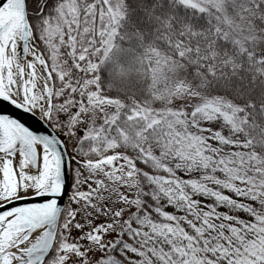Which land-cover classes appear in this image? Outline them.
Wrapping results in <instances>:
<instances>
[{
  "label": "snow or ice",
  "instance_id": "6c2138e0",
  "mask_svg": "<svg viewBox=\"0 0 264 264\" xmlns=\"http://www.w3.org/2000/svg\"><path fill=\"white\" fill-rule=\"evenodd\" d=\"M0 264H264V0H0Z\"/></svg>",
  "mask_w": 264,
  "mask_h": 264
}]
</instances>
